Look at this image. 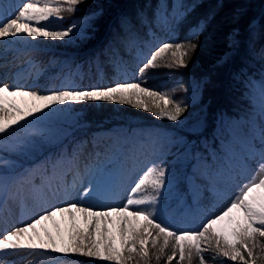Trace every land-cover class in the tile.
I'll return each instance as SVG.
<instances>
[{
  "label": "trees",
  "instance_id": "trees-1",
  "mask_svg": "<svg viewBox=\"0 0 264 264\" xmlns=\"http://www.w3.org/2000/svg\"><path fill=\"white\" fill-rule=\"evenodd\" d=\"M181 3L185 7L190 6L191 11L181 23L173 24L165 17H170ZM93 13L98 15L93 17ZM137 13H142L143 23L136 22ZM123 15L131 17L134 25L121 29L118 21ZM62 16V20L53 21L52 27L69 26L71 23L85 26L90 23L91 27L86 36L83 32L70 35L71 43L60 46L66 51H75L74 54L57 51L45 53L46 56L55 54L58 61L46 67L47 59L44 58L37 64L43 77L33 79L32 83L39 84L41 93L53 86L61 62L67 61L70 76L60 83L64 88L107 87L119 81H136L143 87L168 93L177 101L183 100L189 107L176 122L157 118L152 112L130 105L107 101L67 105L72 119L65 122L52 123L47 116L37 113L42 118L27 129L0 136V158L8 162L7 165H0V174L14 177L42 169L35 178V184H39L41 177L47 182L52 168L62 158L72 160L73 170L81 168L90 160L100 161L99 150L104 142L127 145L129 139L123 138L120 133L154 131L158 135L153 139L156 156L147 167H164L166 184L176 180L178 188L184 186L188 189V176L208 186L211 169L207 167L213 163L216 150L213 146L218 144L219 128L225 122V117H234L250 105L245 82L239 76L234 79V74L243 69L248 76L256 79L264 71L262 62L253 59L247 47L249 27L264 25V0H85L78 11H65ZM202 20L208 21L206 30L198 40L192 41L198 43L199 47L190 58L186 57V67L165 66L170 62L169 52L164 59L157 61L156 68H149L143 76L139 75V67H142L147 54L154 47L162 42L183 43L190 30ZM168 25L171 27L167 31ZM234 31L239 33L240 46L231 53L227 63L220 64L218 61L230 50L229 40ZM134 39H137L136 46H132ZM37 42L40 40L37 39ZM23 44L30 45V42L25 40ZM261 47H264V35L255 45L257 50ZM36 54L30 52L28 56L34 59ZM148 103L151 106V101ZM20 141H25L21 150H6L7 146ZM139 147L145 152L143 145ZM136 153V149L131 150V155ZM131 155V158L127 153L119 156L123 172L137 158ZM144 170L138 169L134 174L131 179L133 186ZM150 194L151 187H144L137 196ZM189 201L188 194L190 208L194 210L197 206L198 212L204 209L203 203L198 206V203ZM64 234L66 238L67 233ZM155 252V249L151 250L149 264H166L171 248L165 250V255L159 261L152 255ZM49 255L54 259L43 260L37 256L39 264H111L79 254ZM213 255L212 251L204 253L208 264H239L224 257L212 260ZM140 264L144 262L140 261ZM192 264H199V260L194 258ZM257 264H264V258L258 259Z\"/></svg>",
  "mask_w": 264,
  "mask_h": 264
},
{
  "label": "snow or ice",
  "instance_id": "snow-or-ice-1",
  "mask_svg": "<svg viewBox=\"0 0 264 264\" xmlns=\"http://www.w3.org/2000/svg\"><path fill=\"white\" fill-rule=\"evenodd\" d=\"M84 3L85 0L0 2V40L12 38L14 41H25L27 37L33 40L38 37L64 40L80 32L86 36L90 23L87 26L71 23L65 28L52 27L53 21L63 19V12L75 13ZM189 11L191 7H185L181 3L170 17L165 18L170 19L173 24H179ZM96 15L98 14L93 13V17ZM141 17L142 13H137L136 22L143 23ZM207 23L205 20L200 21L190 30V35L183 43L162 42L154 47L147 54L142 67H139V75L143 76L149 68H156L157 61L164 59L169 52L170 62L165 66L186 67V57L190 58L199 47L198 43L192 41L199 39L206 30ZM133 25L131 17L123 15L119 18L118 26L121 29ZM261 35H264V25L250 26L247 47L249 55L260 60L264 67V47L259 50L255 48ZM240 42L239 33L234 31L229 40L232 52L239 48ZM230 58L231 53L225 54L218 63H227ZM237 76L245 82L249 93H259L260 143L256 146L257 137L253 136V150L242 159L239 171L229 167L233 183L240 177H244L246 182L238 184L234 197L225 206L207 215L197 230H175L158 218L156 205L161 190L166 187L164 167H147L131 187L123 205H106L103 210H96L94 205L85 204L86 199L96 191L92 186L84 188L75 202L64 200L53 205L41 198V190L26 188L30 183L27 173L13 181L16 186L13 192L8 191V181L0 174V223H7L12 216L10 202L21 208L20 225L11 227V230H0V264H19V261H9V257L14 256H39L43 260H52L54 257L50 253L79 254L111 264H133V261L135 264H140V261L149 264L152 249L156 250L152 255L159 261L169 247L171 254L167 255L166 264H192L194 258L199 260V264H208L204 253L209 251L214 252L212 260L224 257L227 261L239 264H257L258 259L264 258V71L260 73L259 81L253 80L243 69L234 74V79ZM180 87L183 88V85ZM184 91L187 92V89ZM15 97L39 101L40 104H33L27 110L21 109L9 99ZM105 101L143 109L152 112L157 118H166L172 122L178 121L189 107L183 100L177 101L168 93L143 87L136 81H119L107 87H65L50 89L45 93L25 89L19 82L14 81L10 85L0 81V136L13 135L21 129H27L42 118L37 113L48 116L58 110L63 111L62 108L53 106ZM148 101H151V106ZM24 145L25 141H20L7 146L6 150L18 151ZM257 157L258 170L249 178L246 175L248 161L256 160ZM7 163L0 158V165ZM144 187H151L152 194L137 196ZM68 194L65 189L64 195ZM29 195L34 202V214L24 219L23 209ZM52 195L58 196L59 193L52 191ZM58 214L67 217L66 238L64 231L55 223L54 218ZM78 218L83 221L82 227L77 223ZM47 221H53L55 236L47 227L43 228V235L37 229V225H45Z\"/></svg>",
  "mask_w": 264,
  "mask_h": 264
},
{
  "label": "rangeland",
  "instance_id": "rangeland-1",
  "mask_svg": "<svg viewBox=\"0 0 264 264\" xmlns=\"http://www.w3.org/2000/svg\"><path fill=\"white\" fill-rule=\"evenodd\" d=\"M23 1V0H22ZM21 1V2H22ZM0 2H3L2 0ZM53 18H50L52 20ZM67 26L62 25L58 28H65ZM171 26L168 25L166 30ZM37 39L40 42H37ZM32 49L39 51L37 58H41L45 51L52 49H62L60 46L63 44L71 43V38L67 37L64 40L55 39L48 37H38L33 40L27 37ZM9 45V47L7 46ZM137 45V39H134L133 45ZM131 46V47H132ZM28 48L21 45L20 41H14L12 38L8 40H0V81L12 84L14 81L19 82L25 89L38 90V84H31L26 87L27 83L33 77L39 78L41 75L38 73V68L34 67L33 64L37 63L35 60L26 62ZM73 53V52H71ZM232 53L230 49L226 54ZM9 59L8 61H4ZM36 65V64H35ZM70 65L67 61H63L59 69L56 84L52 90L61 89L60 82L69 78ZM253 80L259 81V78H253ZM248 89V88H247ZM247 96L249 97L250 105L246 109H242L238 115L234 117H225V122L222 124L218 131V144L213 146L214 159L215 162L208 164L207 169H211V184L206 189H202V186L198 185L195 180L189 176L187 180V185L189 189L183 187L178 188L176 186V180H172L166 184V187L162 189V193L158 198L157 215L158 218L164 223H175L178 220H182L184 225H190L194 223H201L202 220L209 214L214 213L219 207L225 206L231 198L234 197L235 193L238 191V184H242L245 181L244 177H240L236 183H233L229 167L233 170L239 171V165L250 151L253 150L252 137H257L255 144L259 145V133H260V102L259 93L251 94L249 90ZM17 104L21 109L27 110L32 107L33 104H40L39 101H32L28 98H9ZM56 108H62L63 111H56L51 115H48V121L52 123L65 122L72 119V114L68 109L67 105L64 106H53ZM47 111V110H45ZM223 134V136H222ZM109 149H103L105 155L113 154L112 158H115L116 153L119 149L115 146H109ZM220 152V153H219ZM259 162V157L256 160L248 161V170L246 175L250 178L251 175L255 174L257 169V164ZM108 163H102L100 165H93L90 163L86 166V169H77L75 173L70 174L69 163L62 165V169L66 170L61 178L52 177L49 181V187L46 186L39 192L41 198L48 200L50 204H60L64 200H69L75 202L79 199L82 190L86 187L92 186L96 191L90 195L85 204H92L95 206L96 210H103L106 205H123L126 202L129 186H126V182L131 177L134 169H131L126 177L119 173V167L112 170L111 165ZM66 168V169H65ZM81 174L79 180H77V175ZM218 173H220L218 175ZM8 181V180H6ZM14 180L8 181V191L13 192L16 190V186L13 183ZM65 186V188H63ZM26 188H31V184L26 185ZM32 189V188H31ZM68 190V195H64V190ZM52 191H57L58 196H53ZM206 191V193H205ZM190 192V201L202 202L204 203V208L206 213L204 216L198 214H193V212L188 210V206L185 203L187 193ZM164 196V199L160 198ZM223 197V198H222ZM33 199L31 195L27 196L25 200V207L23 209L24 219L28 216L34 214L33 209ZM183 205L180 212L177 207ZM10 208L12 211V216L8 219L7 223H0V230L3 228L19 226L21 223V208L10 202ZM197 208V207H196ZM197 212V211H196ZM55 223L58 224L64 233L67 232L68 220L67 217L60 216L59 214L54 218ZM77 223L83 226V221L78 218ZM47 227L55 236L56 231L53 226V221L45 222V225H37V229L43 235V228ZM2 234V231H0ZM19 261V264H37V259L35 256H25V257H9V261Z\"/></svg>",
  "mask_w": 264,
  "mask_h": 264
},
{
  "label": "bare ground",
  "instance_id": "bare-ground-1",
  "mask_svg": "<svg viewBox=\"0 0 264 264\" xmlns=\"http://www.w3.org/2000/svg\"><path fill=\"white\" fill-rule=\"evenodd\" d=\"M23 2V1H22ZM9 59H5L4 61H8Z\"/></svg>",
  "mask_w": 264,
  "mask_h": 264
}]
</instances>
